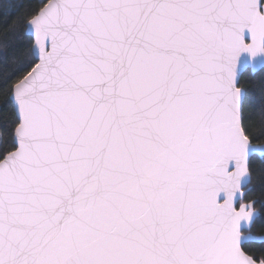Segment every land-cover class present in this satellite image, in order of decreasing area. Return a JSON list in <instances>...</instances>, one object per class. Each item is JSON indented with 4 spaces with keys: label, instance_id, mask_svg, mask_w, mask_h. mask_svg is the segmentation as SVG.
Returning <instances> with one entry per match:
<instances>
[{
    "label": "snow or ice",
    "instance_id": "obj_1",
    "mask_svg": "<svg viewBox=\"0 0 264 264\" xmlns=\"http://www.w3.org/2000/svg\"><path fill=\"white\" fill-rule=\"evenodd\" d=\"M20 8L0 264H264V0Z\"/></svg>",
    "mask_w": 264,
    "mask_h": 264
},
{
    "label": "trees",
    "instance_id": "obj_2",
    "mask_svg": "<svg viewBox=\"0 0 264 264\" xmlns=\"http://www.w3.org/2000/svg\"><path fill=\"white\" fill-rule=\"evenodd\" d=\"M21 3L27 5L28 0H0V52L7 51L5 43L12 42L11 35H9L8 41H4V36L9 30L3 26L2 21L7 19L10 27L15 26L17 19L25 14L24 8L17 9V5ZM6 63L8 65L7 69L3 67L4 58L0 56V73L10 71L15 67V62L11 59H8Z\"/></svg>",
    "mask_w": 264,
    "mask_h": 264
}]
</instances>
